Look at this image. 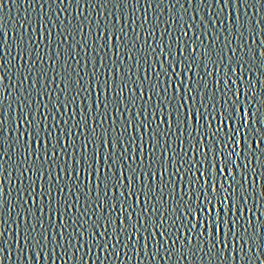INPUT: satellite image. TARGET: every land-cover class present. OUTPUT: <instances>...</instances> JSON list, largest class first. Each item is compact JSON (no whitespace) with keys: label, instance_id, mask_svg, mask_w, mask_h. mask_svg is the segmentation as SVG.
Wrapping results in <instances>:
<instances>
[{"label":"snow or ice","instance_id":"6c2138e0","mask_svg":"<svg viewBox=\"0 0 264 264\" xmlns=\"http://www.w3.org/2000/svg\"><path fill=\"white\" fill-rule=\"evenodd\" d=\"M26 2L0 18V264H264V0Z\"/></svg>","mask_w":264,"mask_h":264},{"label":"water","instance_id":"95a60500","mask_svg":"<svg viewBox=\"0 0 264 264\" xmlns=\"http://www.w3.org/2000/svg\"><path fill=\"white\" fill-rule=\"evenodd\" d=\"M27 8H28V4H27L26 0H17V5L15 7H13L11 4H9L8 7H6L2 13H0V18H2L3 21L7 22V28L9 31L10 38L13 35V26L18 27L19 22L21 21L22 17H24L25 15H31L33 17V20L35 19V11H32L31 9H29L26 12ZM209 11H212V10H209ZM249 11H252L254 14V10L250 9ZM227 14L228 13L226 10L225 16H227ZM142 15H143L142 12L137 13V16H142ZM197 22H199V18H197ZM231 22L232 21H226L225 22L226 26L228 24H230ZM258 39H261V38L258 37ZM53 46L55 47V45H53ZM156 70L159 71V69H156ZM49 75L51 76V73H49ZM162 79H163V77H162ZM211 79L212 78L209 77L210 81H211ZM5 83H8V81L5 80ZM81 178L83 179V175ZM261 182H264V181H258V183H257V190L258 191H259V184ZM262 204H264V201H262ZM68 231L71 232L72 229L69 228ZM8 235H11V233H9ZM157 239H159V237H157ZM85 251H86V249H81L80 254L83 255ZM93 251H94V253L96 252L95 249ZM99 254L101 256H103V253H99ZM2 255L5 257L4 264H13V261L15 260V256H13L12 261H9L6 259L7 253H4ZM85 259H86L87 264H92V260H95L96 257H95V255H92L91 260H88L87 257ZM113 259H115V258H113ZM175 259H176V257L173 256L172 260L175 261ZM262 259H264V257H262ZM66 260H67V258L63 257V255L61 254L60 257H58V258H54V259L48 260V261H40L39 264H65ZM69 264H75V262H69ZM96 264H100V261H97ZM103 264H111V262L105 260L103 262ZM115 264H139V261L136 260L135 256H133V258L131 260H125V258L122 256L120 260L115 261ZM144 264H172V261H168L167 259L160 260L159 257L157 258V261H151L150 258H145ZM181 264H188V262L182 261ZM233 264H236V262H233ZM240 264H243V262L241 261Z\"/></svg>","mask_w":264,"mask_h":264}]
</instances>
